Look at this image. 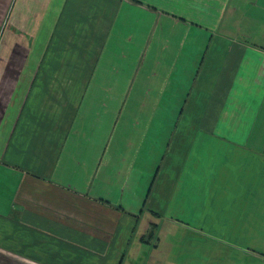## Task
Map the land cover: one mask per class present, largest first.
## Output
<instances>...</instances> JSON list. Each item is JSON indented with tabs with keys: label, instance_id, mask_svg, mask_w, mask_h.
I'll use <instances>...</instances> for the list:
<instances>
[{
	"label": "rangeland",
	"instance_id": "obj_1",
	"mask_svg": "<svg viewBox=\"0 0 264 264\" xmlns=\"http://www.w3.org/2000/svg\"><path fill=\"white\" fill-rule=\"evenodd\" d=\"M117 2L120 10L111 16L110 35L117 44L111 43L115 49L100 55L93 89L85 97L90 101L84 102L81 121L85 126L76 135L83 138L82 155H78L85 158L82 162L89 163L86 157L94 144H104L101 154L95 151L92 156L96 192L105 190L111 205L140 217L131 243L123 247L124 264H264L258 260L264 258V152L249 154L239 140L213 135L208 123L217 104L211 97L223 72L219 54L205 52V42L198 43L199 52L188 42L186 51L174 48L164 53L166 33L173 31L177 42L182 29L157 21L155 28L144 27L138 37L137 21L148 20L151 27L155 20L143 10L130 8L126 0ZM79 8L82 12L84 4ZM239 17L243 22L250 20ZM94 21L99 22L98 16ZM217 34L204 32V41L214 36L215 44L210 45L225 46ZM74 35L51 44L34 76L19 74L36 66L25 57L30 43H20L22 49L13 44L4 49L6 42H0V55L6 51L0 59L1 112L20 98L21 83L27 84L26 101L47 105L43 107L45 127L53 106L64 126L59 127L61 135L68 129L87 82V62L95 61V57L85 58L84 46L70 43ZM92 99H96L93 106ZM67 104L71 107L64 109ZM55 129L38 127L39 145L46 146ZM173 186L176 193L171 191ZM96 192L92 195L99 197ZM148 224L156 226L153 236L149 230L144 233ZM115 263L110 259L106 264Z\"/></svg>",
	"mask_w": 264,
	"mask_h": 264
},
{
	"label": "crops",
	"instance_id": "obj_2",
	"mask_svg": "<svg viewBox=\"0 0 264 264\" xmlns=\"http://www.w3.org/2000/svg\"><path fill=\"white\" fill-rule=\"evenodd\" d=\"M126 1L130 8L143 10L155 20L151 27L148 20L137 21L138 37L144 27H156L157 21L182 29L177 42L176 35H171L173 31L171 36L166 33L164 53L174 48L186 51L188 42L199 52L202 48L198 43L205 42V52L211 50L219 54L218 63L223 72L211 97L217 104H212L216 110L208 120L210 132L239 140L249 154L262 156L264 0H236L235 3L233 0ZM83 4L81 12L79 7ZM116 4L117 0H96L92 4L91 0H0V42H6L4 49L11 48V44L22 49L20 43H30L25 57L36 64L33 71L24 68L19 74L34 76L51 44L56 39L61 40L60 43L71 39L72 34L77 35L70 43L84 46L86 59L95 57L93 63L87 62V82L78 95L68 129L62 131V135L59 127L64 126L59 121L60 112L52 106V118H48L45 127L42 118L43 107L47 105L26 101L27 84L21 83L23 88H17L21 94L17 104L11 102L0 111V264H101L100 260L110 259L115 260V264L125 262L123 247L131 243L140 217L111 205L106 200L105 190L100 192V188L96 192L92 183L96 164L92 156L95 151L101 154L104 144L100 141L94 144L86 157L89 163L82 162L85 158L79 159L78 155H82L83 138L76 135L80 126H85L81 121L84 102L90 103L85 97L93 89L92 77L100 55L102 51L115 49L111 43L117 44V38L110 41L114 27L111 16L120 10L116 9ZM246 12L252 13L251 16L247 18ZM95 16L98 23L94 21ZM239 16L250 20L243 22ZM206 31L218 33V42L221 40L226 45H210L215 44L214 36L204 41ZM23 37L30 41H22ZM94 42L99 43V48ZM5 55L6 51H2L0 59ZM204 59L205 53L199 65ZM95 101L92 99V106ZM69 107L71 105L67 104L64 109ZM215 111L219 113L214 115ZM260 119L263 123L259 127ZM52 126L57 131L53 132L51 141L46 146L39 145L38 139L42 136L37 128L51 129ZM171 191L176 193V186ZM95 192L99 197L92 195ZM150 225L145 227L144 233L149 234ZM125 234L132 235L127 239ZM111 250L116 251L115 255L110 254ZM258 260L264 262V258Z\"/></svg>",
	"mask_w": 264,
	"mask_h": 264
},
{
	"label": "trees",
	"instance_id": "obj_3",
	"mask_svg": "<svg viewBox=\"0 0 264 264\" xmlns=\"http://www.w3.org/2000/svg\"><path fill=\"white\" fill-rule=\"evenodd\" d=\"M155 227H156V226H155ZM155 227H154V226L151 227V230H150V236H151V234H152V236L155 234ZM151 231H153V232L151 233Z\"/></svg>",
	"mask_w": 264,
	"mask_h": 264
}]
</instances>
